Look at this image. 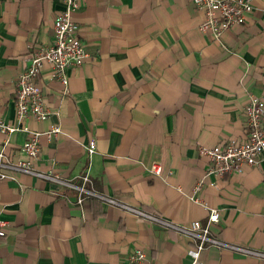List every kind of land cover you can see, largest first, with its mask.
Segmentation results:
<instances>
[{
    "label": "crops",
    "instance_id": "0c3cea01",
    "mask_svg": "<svg viewBox=\"0 0 264 264\" xmlns=\"http://www.w3.org/2000/svg\"><path fill=\"white\" fill-rule=\"evenodd\" d=\"M77 1L73 21L88 58L67 72L66 95L47 65L37 78L50 115L22 124L41 134L35 170L77 185L90 166L94 193L175 226L205 225L216 209L211 238L264 253V164L205 177L208 162L199 154L243 141V108L250 96L264 102V0H251L245 23L218 40L199 31L204 14L192 0ZM64 4L0 0V121L15 124L17 78L30 53L52 43ZM53 126L61 132L47 138ZM28 136L8 137L12 161H26ZM152 163L160 176L149 172ZM76 194L29 174L0 180V264H128L136 249L146 253L143 264H190L187 237L97 198L78 208ZM201 260L264 264L225 247H208Z\"/></svg>",
    "mask_w": 264,
    "mask_h": 264
},
{
    "label": "built area",
    "instance_id": "2783aa9c",
    "mask_svg": "<svg viewBox=\"0 0 264 264\" xmlns=\"http://www.w3.org/2000/svg\"><path fill=\"white\" fill-rule=\"evenodd\" d=\"M64 2V10L53 20L52 43L32 51L28 57V66L17 78L14 101L15 124L0 121V134L4 136L0 148V180H14L18 173L29 174L64 187H73L77 192L74 204L78 208H82L87 200L97 198L104 204L117 207L137 218H143L150 222H161L165 227L192 241V248L188 252L191 259L190 264H203L201 254L208 247H225L246 256L264 259V253L227 246L210 237V226L217 223L219 219V213L216 209L209 210L205 225L194 221L187 227L175 226L161 221L154 215L94 193L89 188L92 187L90 166L75 179L77 185L71 180H63L57 175L45 174L35 170L33 164L39 157L41 134L30 132L22 124L27 120L43 122L50 115L37 78L43 67L47 65L50 68L51 78L60 83L63 88V95H66L69 80L67 72L72 68L81 66L88 58V54L78 38V27L73 21V13L78 10L80 4L77 0H64ZM192 2L195 9L204 14V19L199 25V31L211 35L216 40L231 27L243 25L246 16L253 10L251 0H192ZM242 113L245 131L243 141L232 139L223 145L199 150V154L208 162L205 177L222 178L225 175L239 172L244 167H258L264 164L263 100L259 97L250 96ZM18 131L26 132L29 135L21 147V152L26 157L24 162L12 161L5 152L8 137ZM60 132L58 126H53L45 133V136L53 138ZM95 147L94 141H90L85 147L88 162L91 161L95 153ZM149 172L155 176H160L162 167L152 163ZM202 186L203 183L199 182L195 187V192H199ZM194 202L199 203L198 200ZM3 226L4 223L0 220V237L4 235ZM145 259L146 253L136 249L128 256L127 261L128 264H143Z\"/></svg>",
    "mask_w": 264,
    "mask_h": 264
},
{
    "label": "trees",
    "instance_id": "16d2710c",
    "mask_svg": "<svg viewBox=\"0 0 264 264\" xmlns=\"http://www.w3.org/2000/svg\"><path fill=\"white\" fill-rule=\"evenodd\" d=\"M90 200H93L94 201L95 199L91 198Z\"/></svg>",
    "mask_w": 264,
    "mask_h": 264
}]
</instances>
